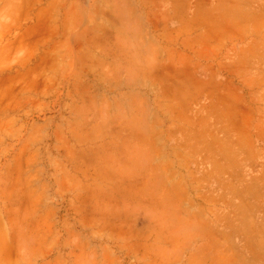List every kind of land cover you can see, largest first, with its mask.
Wrapping results in <instances>:
<instances>
[{"label": "rangeland", "instance_id": "374dc122", "mask_svg": "<svg viewBox=\"0 0 264 264\" xmlns=\"http://www.w3.org/2000/svg\"><path fill=\"white\" fill-rule=\"evenodd\" d=\"M0 54V264H264V0H0Z\"/></svg>", "mask_w": 264, "mask_h": 264}, {"label": "bare ground", "instance_id": "6f19581e", "mask_svg": "<svg viewBox=\"0 0 264 264\" xmlns=\"http://www.w3.org/2000/svg\"><path fill=\"white\" fill-rule=\"evenodd\" d=\"M13 7H14V6H13ZM15 8H16V7H15ZM52 8H53V6H52ZM15 10H16V9H15ZM43 14H44V13H43ZM5 33H6V32H5ZM5 52H8V51H5ZM5 52H4V53H5ZM8 54H9V53H8ZM0 56H1V54H0ZM2 63H3V62H2ZM8 88L10 89V87H8ZM2 91H3V90H2ZM12 91H13V90H12ZM10 92H11V91H10ZM10 92H9V93H10ZM3 93H4V92H3ZM11 93H12V92H11ZM10 96H11V94H10ZM7 97H8V96H7ZM3 107H4V106H2V108H3ZM2 108H1V109H2ZM3 110H4V109H3ZM108 110H109V109H108ZM105 111H106V110H105ZM104 115H105V114H104ZM126 115H127V114H126ZM141 130H142V129H141ZM144 133H145V132H144ZM32 191H33V190H32ZM169 216H170V215H169ZM38 237H39V236H38ZM217 249H218V248H217ZM168 252H169V251H168ZM172 255H173V254H172ZM168 257H169V255H168ZM168 257H167V258H168Z\"/></svg>", "mask_w": 264, "mask_h": 264}]
</instances>
